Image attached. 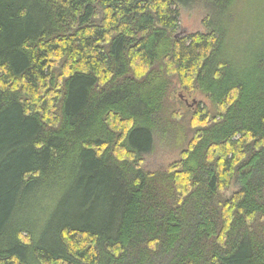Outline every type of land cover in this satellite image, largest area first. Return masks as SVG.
<instances>
[{
	"label": "trees",
	"instance_id": "16d2710c",
	"mask_svg": "<svg viewBox=\"0 0 264 264\" xmlns=\"http://www.w3.org/2000/svg\"><path fill=\"white\" fill-rule=\"evenodd\" d=\"M0 264H264V0H0Z\"/></svg>",
	"mask_w": 264,
	"mask_h": 264
},
{
	"label": "rangeland",
	"instance_id": "374dc122",
	"mask_svg": "<svg viewBox=\"0 0 264 264\" xmlns=\"http://www.w3.org/2000/svg\"><path fill=\"white\" fill-rule=\"evenodd\" d=\"M206 12L201 7H195L190 10L182 11V27L181 34L205 31L203 25ZM241 38H248L250 36L245 35ZM176 101L180 104V108L183 113L189 112V109H197L201 104H209V101L199 92L188 93L183 89H178L176 93ZM174 141L157 139V145L153 153H151L145 161L146 168L150 170L162 169L166 164L178 159L179 153L176 150Z\"/></svg>",
	"mask_w": 264,
	"mask_h": 264
}]
</instances>
